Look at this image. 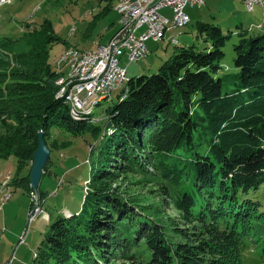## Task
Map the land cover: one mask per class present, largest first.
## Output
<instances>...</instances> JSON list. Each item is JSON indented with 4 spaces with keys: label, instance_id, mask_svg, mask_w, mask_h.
Returning <instances> with one entry per match:
<instances>
[{
    "label": "trees",
    "instance_id": "1",
    "mask_svg": "<svg viewBox=\"0 0 264 264\" xmlns=\"http://www.w3.org/2000/svg\"><path fill=\"white\" fill-rule=\"evenodd\" d=\"M101 1L109 9L115 0ZM260 33L200 23L156 72L129 79L126 98L103 111V128L94 112L73 115L58 97L67 72L51 52L69 46L50 20L0 38V157L31 172L41 133L51 153L69 139L97 142L81 210L49 226L33 264H264ZM30 172L13 186L33 196ZM146 184L158 206L131 191ZM38 198L42 205L40 188Z\"/></svg>",
    "mask_w": 264,
    "mask_h": 264
},
{
    "label": "rangeland",
    "instance_id": "2",
    "mask_svg": "<svg viewBox=\"0 0 264 264\" xmlns=\"http://www.w3.org/2000/svg\"><path fill=\"white\" fill-rule=\"evenodd\" d=\"M7 1L11 3L0 6V38L4 36L17 38L22 35L27 24L40 25L50 20L57 37L69 44V47L84 51L91 48L95 50L97 43H106L113 30L116 32L120 28L119 14L115 10L119 4L118 0H115L107 10L101 8L99 4L103 2L101 0ZM204 2L205 5L202 7L189 5L186 8L191 18L189 26L172 29L167 32L164 41L149 40L147 42L149 55L146 59L132 64H129L127 57L121 60L120 66L126 70L128 79L156 72L176 47L172 39L177 37L179 46L191 41L196 36L200 23L214 24L226 32H237L242 29H250L255 34L264 32V8L256 7L253 12H248L244 0ZM167 12L169 11H163V14L168 15ZM144 32L146 27L139 30L137 35ZM236 39L237 37L233 40ZM62 47L63 45H56L53 48L52 63L57 59L58 65L63 62L60 60L66 48L62 51ZM233 58V47H229L225 61L228 68L233 66ZM63 67L68 70L65 74V77H68L71 68ZM60 70L63 72L61 67ZM230 71L233 73L232 69ZM119 90L113 93L111 101L103 100L101 105L93 110L96 114V123L101 128L108 122L103 111L115 104L118 92L119 95L122 93V89ZM110 131L111 129H108L109 133ZM52 135L57 137L58 133L54 131ZM69 141L71 143L68 146L52 152L50 172L43 176L40 184L44 200L42 205L38 204L39 198L35 193L30 196L23 187L13 186L14 181L29 175L30 168L20 170L15 157L8 159L0 157V264H33L49 226L59 215L70 216L81 210L85 197L83 189L91 174L88 163L90 148L96 146L97 142L91 135ZM151 189H156V186L154 184L131 186L134 194H138L147 204L155 207L160 204V198L153 195ZM5 196H8L9 200L3 203ZM256 197L262 203L264 211V185ZM34 200L36 206L31 211ZM168 212L172 217L177 215L172 210ZM35 213L38 214L37 217L33 222H29L31 214Z\"/></svg>",
    "mask_w": 264,
    "mask_h": 264
},
{
    "label": "built area",
    "instance_id": "3",
    "mask_svg": "<svg viewBox=\"0 0 264 264\" xmlns=\"http://www.w3.org/2000/svg\"><path fill=\"white\" fill-rule=\"evenodd\" d=\"M11 1L0 0V6L10 4ZM191 6L202 7L204 0H136L132 6L121 7L119 16L120 28L116 35L106 44L97 46L99 56H92L85 67H74L75 55L70 61L73 62V69H79L77 81L73 87L66 91L69 93L67 104L73 108L85 106H96L97 98H111L113 93L125 84L127 72L120 66L121 60L127 57L129 64L138 63L149 55L147 42L154 40L160 42L159 31L166 30L172 26L191 22L186 8ZM248 12H253L256 7L264 8V0H245ZM170 10L171 14H163V11ZM146 27V32L137 35V32ZM175 44H180L175 38ZM63 76L61 81H64ZM119 95V92H118ZM123 99L124 96H121ZM36 198V196H34ZM9 200L8 196L3 198V203ZM40 211V210H39ZM41 212V211H40ZM37 213L31 214L29 222H33Z\"/></svg>",
    "mask_w": 264,
    "mask_h": 264
},
{
    "label": "bare ground",
    "instance_id": "4",
    "mask_svg": "<svg viewBox=\"0 0 264 264\" xmlns=\"http://www.w3.org/2000/svg\"><path fill=\"white\" fill-rule=\"evenodd\" d=\"M119 4H117L115 10L120 14L121 7L124 6H132L135 4L136 0H118ZM191 22L179 24L178 26H172L169 28H166V30H160L159 31V40H163L166 37L167 32L171 31L175 28H186L190 25ZM175 38L172 39V43L175 44ZM177 45V44H175ZM101 46V45H99ZM75 55H79V57L74 58ZM92 56H99V49L92 50ZM74 58V67H85L89 61H90V52L89 51H79L75 48L68 47L65 49L64 53L61 56L60 61H70ZM67 66L71 68V74L68 77H64V81H61L63 77L57 80L56 84L59 87V94L58 97L62 98L63 100L67 101L69 100V93H66V91H69L73 87V83L77 81V77L79 76V69H73V62H66ZM129 79L126 78V82L124 85H122V93L121 95L126 98L127 96V85H128ZM120 91V90H119ZM105 100L104 98H97L96 99V106H85L83 108H73L72 105L68 104L70 107V110L73 115H79L80 113L84 114H91L95 107L99 106V104ZM7 185V184H6Z\"/></svg>",
    "mask_w": 264,
    "mask_h": 264
},
{
    "label": "water",
    "instance_id": "5",
    "mask_svg": "<svg viewBox=\"0 0 264 264\" xmlns=\"http://www.w3.org/2000/svg\"><path fill=\"white\" fill-rule=\"evenodd\" d=\"M51 155V150L45 142L43 133H41L39 146L34 153L30 172L31 187L36 195L39 193L40 184L45 173V169L51 160Z\"/></svg>",
    "mask_w": 264,
    "mask_h": 264
},
{
    "label": "crops",
    "instance_id": "6",
    "mask_svg": "<svg viewBox=\"0 0 264 264\" xmlns=\"http://www.w3.org/2000/svg\"><path fill=\"white\" fill-rule=\"evenodd\" d=\"M99 4H100V6H101V8H103V9H105V10H107L106 9V7H107V5H106V3L105 2H99ZM244 4H245V0H244ZM165 11H169V12H167L168 13V15H170L171 14V11L170 10H165ZM170 13V14H169ZM90 28H91V25H90ZM262 28V27H261ZM119 29V28H118ZM118 32V30L115 32V30H113V34L111 35V37H110V39H109V41L116 35V33ZM109 41H107L106 43H97V46H99V45H106ZM188 42H190V41H188ZM67 45H69V44H67ZM70 46V45H69ZM97 46H95V48H97ZM64 48H66L65 46H63L62 47V51L64 50ZM94 48V49H95ZM86 50H89V49H86ZM91 50H93L92 48H91ZM61 51V52H62ZM65 66H67V64H65ZM61 67V69L63 70V72L65 73V72H68V70L66 69V68H64L63 67V65H59V68ZM68 67V66H67ZM61 71V70H60ZM112 97H113V95H112ZM111 97V98H112ZM105 101H107V102H109L110 100H105ZM105 101H103V102H105Z\"/></svg>",
    "mask_w": 264,
    "mask_h": 264
}]
</instances>
